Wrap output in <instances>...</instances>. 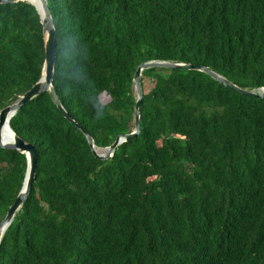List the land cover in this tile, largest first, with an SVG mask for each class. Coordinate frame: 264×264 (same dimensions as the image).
<instances>
[{"label":"trees","instance_id":"16d2710c","mask_svg":"<svg viewBox=\"0 0 264 264\" xmlns=\"http://www.w3.org/2000/svg\"><path fill=\"white\" fill-rule=\"evenodd\" d=\"M53 87L9 119L37 153L26 199L0 241V264H264V0H45ZM44 40L28 1L0 3V109L41 76ZM142 77L153 86L143 88ZM106 94L108 101L102 102ZM26 157L0 147V221Z\"/></svg>","mask_w":264,"mask_h":264},{"label":"water","instance_id":"95a60500","mask_svg":"<svg viewBox=\"0 0 264 264\" xmlns=\"http://www.w3.org/2000/svg\"><path fill=\"white\" fill-rule=\"evenodd\" d=\"M16 1H28L32 5H34L42 26V33H43V40H44V60L42 65V71L40 78L22 95L18 97L16 101L13 103L3 107L0 109V147L17 150L21 153L25 154L26 157V170L24 175V180L20 191L16 195L14 201L8 207L7 212L4 218L0 221V241L3 236L4 231L12 221L15 213L20 208L23 201L26 199V196L30 190L31 183L34 178V172L36 167V158L37 153L35 147L31 143L25 142L23 139L19 138L17 135L14 134L11 127L9 126V119L14 115L16 110L25 102L33 98L34 96L38 95L39 93L49 90L51 91V95L53 98L54 103L59 108L63 116L69 120L73 125L79 127L78 124L67 114V112L61 106L58 97L56 95L55 89L53 87L52 75H53V64L55 62L56 56V49H55V36H54V27L52 23V18L50 12L47 8L45 0H37L38 3H33L31 0H0V3H11ZM51 40V44L49 41ZM150 67H163V68H176V69H195L199 71H203L214 79L218 80L222 84H224L227 88H230L236 91L239 94L246 95V96H264V87L260 88L258 92L249 91L247 89L238 87L222 77L221 75L215 73L214 71L208 69L204 66L193 65L190 63H181V62H173V61H163V60H152L147 62L140 63L133 75V87L136 91V104H135V111H134V129L128 135H118L116 139L105 148H101L104 150V153H99L95 148L94 144L90 136L83 131L87 142L91 147L92 153L99 157V158H106L111 152L115 149V147L125 140H129L135 137L139 132V106H140V99L142 97L141 86H140V76L141 71L145 68ZM10 131L13 136L9 139H5L2 135V131L4 127Z\"/></svg>","mask_w":264,"mask_h":264},{"label":"rangeland","instance_id":"374dc122","mask_svg":"<svg viewBox=\"0 0 264 264\" xmlns=\"http://www.w3.org/2000/svg\"><path fill=\"white\" fill-rule=\"evenodd\" d=\"M142 83H143V88L146 90H148L149 88H151L153 86V83L146 77H142ZM133 89H134V87H133ZM134 93L136 95L135 89H134ZM101 100H102V102L106 103L108 101V96L106 94H102ZM97 151L99 153H104V150L101 148L97 149Z\"/></svg>","mask_w":264,"mask_h":264},{"label":"bare ground","instance_id":"6f19581e","mask_svg":"<svg viewBox=\"0 0 264 264\" xmlns=\"http://www.w3.org/2000/svg\"><path fill=\"white\" fill-rule=\"evenodd\" d=\"M33 3H38L37 0H31ZM2 135L5 139H9L13 136V134L10 133V131L7 129V127L5 126L3 128V131H2Z\"/></svg>","mask_w":264,"mask_h":264},{"label":"snow or ice","instance_id":"6c2138e0","mask_svg":"<svg viewBox=\"0 0 264 264\" xmlns=\"http://www.w3.org/2000/svg\"><path fill=\"white\" fill-rule=\"evenodd\" d=\"M49 43L51 44V40L49 41Z\"/></svg>","mask_w":264,"mask_h":264}]
</instances>
